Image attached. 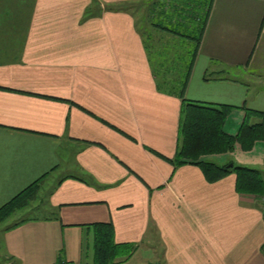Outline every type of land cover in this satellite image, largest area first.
Here are the masks:
<instances>
[{"label": "crops", "instance_id": "obj_1", "mask_svg": "<svg viewBox=\"0 0 264 264\" xmlns=\"http://www.w3.org/2000/svg\"><path fill=\"white\" fill-rule=\"evenodd\" d=\"M163 1L0 0V205L50 184L38 215L0 221V264H89L93 221L154 264H264L259 195L166 159L181 98L156 88L143 42L170 36L151 24ZM183 97L230 105L228 134L264 111V0H211ZM201 157L264 177L261 138Z\"/></svg>", "mask_w": 264, "mask_h": 264}, {"label": "trees", "instance_id": "obj_2", "mask_svg": "<svg viewBox=\"0 0 264 264\" xmlns=\"http://www.w3.org/2000/svg\"><path fill=\"white\" fill-rule=\"evenodd\" d=\"M170 1L158 3L165 6L166 11L160 12L167 21L155 19V13L152 15L155 20H151L152 26L169 32L170 36L157 38L155 43L149 37L148 50L147 44L143 41L156 88L181 98L176 146L172 157L166 159L172 165L186 162L196 164L207 181H214L228 172H234V188L237 191L260 195L264 193V177L259 168L234 163L231 160L217 164L201 156L230 150L234 142H238L242 149H249L255 139H264V111L245 107L236 133L228 134L223 130L222 124L230 110V105L183 97V89L204 29L211 0H188L182 5V2L177 0ZM169 3L173 5L174 13L167 12L170 8ZM158 13L156 11L157 15ZM181 20L186 21L185 25L190 29V34L186 33L190 40L188 42L191 44L190 49H184L186 45L176 38L185 33L175 30L173 27L176 24L173 27L168 26L172 21L175 23L182 22ZM252 117L257 119L252 120ZM45 174L28 183L0 205V221L15 211L29 206L31 200H33L32 205L38 203V187ZM52 214L55 215V212L52 211ZM32 216L19 217L13 224L33 218ZM88 225L91 230L89 264H110L119 255L127 258L136 247L133 242L114 241L110 221H93ZM57 260L60 262V257Z\"/></svg>", "mask_w": 264, "mask_h": 264}, {"label": "rangeland", "instance_id": "obj_3", "mask_svg": "<svg viewBox=\"0 0 264 264\" xmlns=\"http://www.w3.org/2000/svg\"><path fill=\"white\" fill-rule=\"evenodd\" d=\"M142 4L143 3H140V2L138 5L136 4L138 6L139 11L142 9ZM169 4H170V8L167 9V12H173V10H174V8L172 7L173 5L171 3H169ZM136 5H134V6H136ZM143 7H145V5ZM143 10H144V8H143ZM186 23H187L186 21H182V22L177 21L175 23H173V21H172L171 23H168V26L173 27L174 24H176L173 28L175 30H177L178 32L185 33V34H183V36H178L176 38L181 40L186 45V47L184 49H190L191 44L188 43L190 40L186 36V33L190 34V29L187 28V26L185 25ZM151 39L154 40L153 38H151ZM165 50H167V49H165ZM49 185L50 184H49L48 180H45V181L42 180L40 182L39 187H38V192H37L38 193V201L43 196V194L48 190ZM32 201L33 200H31L29 202V204L31 203L29 206H25L24 208H21V209L15 211L14 213L10 214L7 217L10 219H15L17 217L19 218V217L37 215L38 212L40 211L39 209L30 210V206L32 205ZM121 251H124V250L121 249ZM155 255L157 256V254L155 252L153 253L152 250H150L149 247L143 243L141 245H138V247H136V249L133 251V253H131L127 258L120 257V255H119L118 257H116L115 261L111 262L110 264H154L155 263Z\"/></svg>", "mask_w": 264, "mask_h": 264}, {"label": "built area", "instance_id": "obj_4", "mask_svg": "<svg viewBox=\"0 0 264 264\" xmlns=\"http://www.w3.org/2000/svg\"><path fill=\"white\" fill-rule=\"evenodd\" d=\"M258 200H259V205H260L262 211L264 212V193H262L258 196Z\"/></svg>", "mask_w": 264, "mask_h": 264}, {"label": "water", "instance_id": "obj_5", "mask_svg": "<svg viewBox=\"0 0 264 264\" xmlns=\"http://www.w3.org/2000/svg\"><path fill=\"white\" fill-rule=\"evenodd\" d=\"M230 164V163H229Z\"/></svg>", "mask_w": 264, "mask_h": 264}]
</instances>
